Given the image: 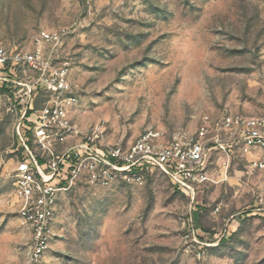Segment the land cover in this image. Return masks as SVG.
Listing matches in <instances>:
<instances>
[{
  "label": "rangeland",
  "instance_id": "rangeland-1",
  "mask_svg": "<svg viewBox=\"0 0 264 264\" xmlns=\"http://www.w3.org/2000/svg\"><path fill=\"white\" fill-rule=\"evenodd\" d=\"M61 34L78 96L71 115L103 140L195 130L204 116H264V0H0V43ZM49 48V45H46ZM0 99V264H264V170L234 154L194 200L159 172L142 185L82 182L64 192L40 261L19 215L16 134Z\"/></svg>",
  "mask_w": 264,
  "mask_h": 264
},
{
  "label": "built area",
  "instance_id": "built-area-1",
  "mask_svg": "<svg viewBox=\"0 0 264 264\" xmlns=\"http://www.w3.org/2000/svg\"><path fill=\"white\" fill-rule=\"evenodd\" d=\"M39 36L45 46L33 50L0 43V99L7 97L21 114L15 187L20 218L31 234L32 261L50 249L59 198L78 182L142 185L159 172L194 200L214 181L215 155L225 168L238 153L254 170H264V116L226 112L204 116L195 130L167 136L148 128L126 145L105 142L99 127L85 129L71 115L78 96L69 60L59 59L61 34L42 30Z\"/></svg>",
  "mask_w": 264,
  "mask_h": 264
}]
</instances>
